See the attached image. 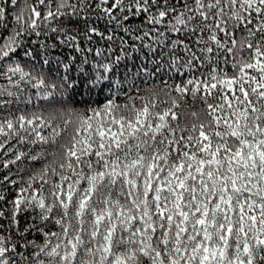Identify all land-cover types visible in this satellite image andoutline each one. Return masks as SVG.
Instances as JSON below:
<instances>
[{"label": "snow or ice", "instance_id": "1", "mask_svg": "<svg viewBox=\"0 0 264 264\" xmlns=\"http://www.w3.org/2000/svg\"><path fill=\"white\" fill-rule=\"evenodd\" d=\"M0 81V264H264V0H0Z\"/></svg>", "mask_w": 264, "mask_h": 264}, {"label": "trees", "instance_id": "2", "mask_svg": "<svg viewBox=\"0 0 264 264\" xmlns=\"http://www.w3.org/2000/svg\"><path fill=\"white\" fill-rule=\"evenodd\" d=\"M73 55H75V53H73ZM37 67H39V65H37ZM3 84H4V82L0 81V86H2ZM21 88L23 90L24 86L22 85ZM37 94H39V90L29 86L27 91L23 92L21 97L18 99L17 103L12 106V111L13 112H17V110H18L19 112L31 113V112H39V111L42 110V108L48 107V105H46V104L42 105L39 108L35 106L36 95ZM26 96H32L33 97V102L32 103H27L26 100L24 99V97H26ZM75 99L78 101L81 98L80 97H76ZM54 106H58V105H54ZM76 106L83 107V105H79V104H77Z\"/></svg>", "mask_w": 264, "mask_h": 264}]
</instances>
